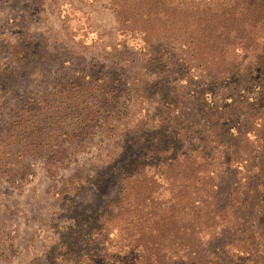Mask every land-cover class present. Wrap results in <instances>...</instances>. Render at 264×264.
Instances as JSON below:
<instances>
[{
	"label": "rangeland",
	"instance_id": "rangeland-1",
	"mask_svg": "<svg viewBox=\"0 0 264 264\" xmlns=\"http://www.w3.org/2000/svg\"><path fill=\"white\" fill-rule=\"evenodd\" d=\"M0 264H264V6L0 0Z\"/></svg>",
	"mask_w": 264,
	"mask_h": 264
},
{
	"label": "trees",
	"instance_id": "trees-1",
	"mask_svg": "<svg viewBox=\"0 0 264 264\" xmlns=\"http://www.w3.org/2000/svg\"><path fill=\"white\" fill-rule=\"evenodd\" d=\"M258 3L260 6H264V0H254V3Z\"/></svg>",
	"mask_w": 264,
	"mask_h": 264
}]
</instances>
